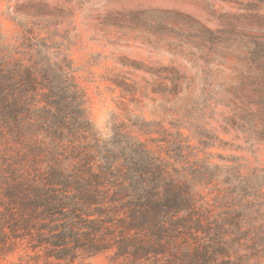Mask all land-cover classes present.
I'll list each match as a JSON object with an SVG mask.
<instances>
[{"label": "trees", "instance_id": "trees-1", "mask_svg": "<svg viewBox=\"0 0 264 264\" xmlns=\"http://www.w3.org/2000/svg\"><path fill=\"white\" fill-rule=\"evenodd\" d=\"M14 22L18 45L0 35V263L22 252L19 264L98 255L112 264H264V168L213 162L207 150L226 143L204 121L192 79L158 77L166 94L153 119L121 101V119L111 115L103 135L71 60L41 35L48 27ZM116 85L123 100L138 93L126 78ZM241 110L256 134L262 109ZM169 111L180 117L167 128Z\"/></svg>", "mask_w": 264, "mask_h": 264}, {"label": "rangeland", "instance_id": "rangeland-1", "mask_svg": "<svg viewBox=\"0 0 264 264\" xmlns=\"http://www.w3.org/2000/svg\"><path fill=\"white\" fill-rule=\"evenodd\" d=\"M14 17L36 32L48 27L41 35L48 31L71 60L98 132L109 133L111 115L121 119V101L152 120L166 94L158 77L179 73L193 80V97L207 105L204 121L226 143L207 150L213 162L230 156L244 172L264 168V124L251 134L240 120L252 114L243 113L244 104L264 117V0H0L3 45L19 44ZM123 78L138 88L136 97L122 99L116 83ZM176 115L163 116L167 128ZM20 256L0 264H19ZM86 263L112 264L105 255Z\"/></svg>", "mask_w": 264, "mask_h": 264}]
</instances>
